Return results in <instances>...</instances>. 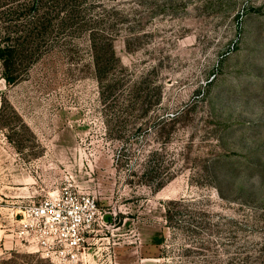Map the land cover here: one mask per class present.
Here are the masks:
<instances>
[{"label":"rangeland","instance_id":"374dc122","mask_svg":"<svg viewBox=\"0 0 264 264\" xmlns=\"http://www.w3.org/2000/svg\"><path fill=\"white\" fill-rule=\"evenodd\" d=\"M84 5L101 25L50 28L15 81L0 59V264H264V0ZM66 189L104 215L71 263L18 212Z\"/></svg>","mask_w":264,"mask_h":264},{"label":"trees","instance_id":"16d2710c","mask_svg":"<svg viewBox=\"0 0 264 264\" xmlns=\"http://www.w3.org/2000/svg\"><path fill=\"white\" fill-rule=\"evenodd\" d=\"M86 0H0V14L13 17L15 21L7 22L2 20L0 28H22L17 30L18 36L16 43L10 46L0 42V59L4 66V77L8 82L16 79L15 70L17 69L18 58L24 54L27 59L35 56L40 41L48 35L50 28H95L101 25V20H90L87 18V7L84 5ZM30 15L31 19L18 24L25 15ZM3 38L5 32L0 31ZM92 44L95 49L96 71L102 90L108 93L116 86L117 81L108 83L106 90L103 89V74L108 67V60L117 59L115 57L112 42L106 39H99L92 33ZM100 51V52H99ZM38 54V52H37ZM18 62V63H17ZM23 63V61H21ZM130 103H133L131 98ZM126 110L129 104H123ZM123 109V110H124ZM107 219L109 217L107 216Z\"/></svg>","mask_w":264,"mask_h":264},{"label":"built area","instance_id":"2783aa9c","mask_svg":"<svg viewBox=\"0 0 264 264\" xmlns=\"http://www.w3.org/2000/svg\"><path fill=\"white\" fill-rule=\"evenodd\" d=\"M18 212L24 238L45 256L67 263L79 259L96 224L104 219L93 196L70 189L23 204Z\"/></svg>","mask_w":264,"mask_h":264}]
</instances>
